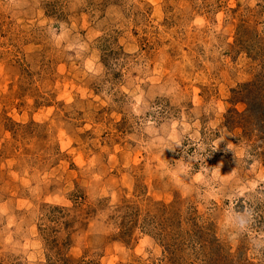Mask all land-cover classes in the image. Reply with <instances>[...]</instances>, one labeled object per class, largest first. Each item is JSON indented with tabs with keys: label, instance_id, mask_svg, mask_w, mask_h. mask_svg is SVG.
Returning a JSON list of instances; mask_svg holds the SVG:
<instances>
[{
	"label": "rangeland",
	"instance_id": "obj_1",
	"mask_svg": "<svg viewBox=\"0 0 264 264\" xmlns=\"http://www.w3.org/2000/svg\"><path fill=\"white\" fill-rule=\"evenodd\" d=\"M0 264H264V0H0Z\"/></svg>",
	"mask_w": 264,
	"mask_h": 264
}]
</instances>
